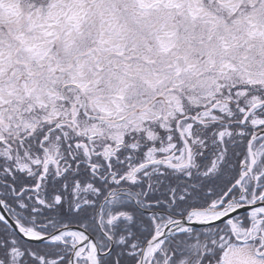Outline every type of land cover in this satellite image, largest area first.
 I'll return each mask as SVG.
<instances>
[{"label": "snow or ice", "instance_id": "6c2138e0", "mask_svg": "<svg viewBox=\"0 0 264 264\" xmlns=\"http://www.w3.org/2000/svg\"><path fill=\"white\" fill-rule=\"evenodd\" d=\"M0 264H264V0H0Z\"/></svg>", "mask_w": 264, "mask_h": 264}]
</instances>
